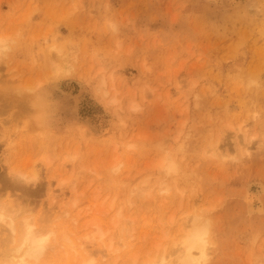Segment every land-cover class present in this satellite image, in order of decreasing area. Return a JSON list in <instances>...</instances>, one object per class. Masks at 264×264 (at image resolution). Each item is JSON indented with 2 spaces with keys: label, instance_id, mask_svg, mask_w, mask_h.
Here are the masks:
<instances>
[{
  "label": "rangeland",
  "instance_id": "1",
  "mask_svg": "<svg viewBox=\"0 0 264 264\" xmlns=\"http://www.w3.org/2000/svg\"><path fill=\"white\" fill-rule=\"evenodd\" d=\"M0 33V202L45 223L61 193L59 233L114 201L97 220L120 260L95 247L101 264L156 259L186 211L202 264H264V194L246 187L264 185V0H0ZM57 248L49 262L76 264Z\"/></svg>",
  "mask_w": 264,
  "mask_h": 264
},
{
  "label": "bare ground",
  "instance_id": "2",
  "mask_svg": "<svg viewBox=\"0 0 264 264\" xmlns=\"http://www.w3.org/2000/svg\"><path fill=\"white\" fill-rule=\"evenodd\" d=\"M6 41L7 38L3 35V33H0V50L6 47ZM54 73L55 75L57 74L56 72ZM101 84L104 86V81H102ZM9 89L10 88L7 84H4L2 86L3 92L8 91ZM24 90L26 94H28L27 99L31 103L32 107L35 109L34 117L37 125H39L41 122V110L39 108V106L41 105L40 98H38V96L35 94H31L29 92L30 89L26 88ZM113 99L114 98H112V101ZM212 149H217V146L214 145ZM176 169L177 168L175 164L171 162L168 163L167 171L175 172ZM19 176L26 183L34 182L36 178L34 174L30 176L26 175L25 173H19ZM160 182L161 180L159 181V183ZM14 183L20 186V188L26 189L24 185L19 184L18 180L14 181ZM161 185H163V182ZM246 187L247 189L252 187L257 194H264V185L261 182H249ZM159 189L168 190L169 185H166L165 187H161ZM30 190L31 189H26L25 191ZM58 195H61V193L55 194V196L52 198L49 212L47 211L44 215L45 218L42 219L43 221H45V223H42L41 220L39 221L37 218L31 216L29 211V215H23V213L26 212H21V207L18 203H15L14 206V203L7 204V201L0 202V236H2V238L0 239V244L3 250L0 253V264H52L53 262H49L46 259L49 253L56 251V248L58 246L62 248V246L65 245H67L69 247V250H71L73 255L72 259H75L76 264H101L99 261H97L98 259L96 260V255L98 254V251L100 252V259H104L106 256L108 257L106 261L109 259V257H113V260L111 258L112 262H115L116 259L120 258L119 256H116V254L115 256H111L112 253H116L117 251H119L118 246H113L111 236L112 234L109 232L110 228L117 224L115 223L116 220L112 222L115 223L114 225L108 226L109 224H107L108 228H104L101 220H97L99 218L98 214H100L99 212L102 209H97L99 210V212L97 211L98 214L97 212L95 213L97 216L94 215L95 217H97L96 219L95 217L94 219L92 217L89 220H85L92 207L85 206L77 214H75V216H73L71 221L72 224L69 229L67 227H64L59 233L54 230L53 223L59 217H64L68 213V210L62 208L63 202L57 203L56 197ZM258 199L248 205L247 211L249 214H259L262 212L263 205L260 204V200ZM129 201L130 200L128 199V203H130ZM113 202L109 203V210L110 207L113 205ZM118 205L116 204L115 206ZM108 207L105 208L107 210L103 208V210L106 211L105 216L109 212ZM121 207L122 205L119 206V209H122ZM55 209L57 210L54 211ZM103 210L101 211V215L104 213ZM118 211L121 212V210H118L117 207V216L122 214V212L120 213ZM117 213H115L114 211V215H112L116 216L115 214ZM188 214L189 211L184 212L183 222L179 225L181 235L179 236L178 240L171 243L172 245L170 250L165 251V247H163L160 255L156 259H146V261L142 264H202L205 261V257L207 254L206 250L208 246L207 229L206 227L201 226L197 222V219H193L194 221L192 220L191 223L188 224L190 220L188 219ZM18 215L20 216V220L16 221ZM81 220H85V222L79 225L78 223ZM88 226H90L91 228ZM131 230L133 231V229H130L128 231L131 232ZM95 247H98L99 250H95ZM132 259V263L135 264L134 260L136 259V257L135 259ZM111 260L110 263H107V261L106 264H111ZM128 262L131 263L130 260H128Z\"/></svg>",
  "mask_w": 264,
  "mask_h": 264
}]
</instances>
